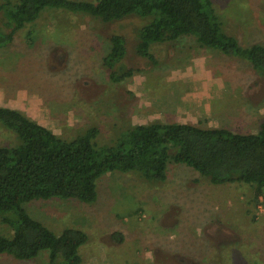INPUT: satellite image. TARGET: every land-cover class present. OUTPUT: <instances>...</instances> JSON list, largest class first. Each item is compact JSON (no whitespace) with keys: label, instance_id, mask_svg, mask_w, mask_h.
I'll return each instance as SVG.
<instances>
[{"label":"rangeland","instance_id":"1","mask_svg":"<svg viewBox=\"0 0 264 264\" xmlns=\"http://www.w3.org/2000/svg\"><path fill=\"white\" fill-rule=\"evenodd\" d=\"M212 3L227 33L243 45L264 44V0ZM136 27L134 19L103 23L44 10L0 47V106L66 139L95 126L98 144L114 143L133 124L155 121L257 131L264 119V74L198 46L193 36L152 44L156 62H149L135 51ZM114 31L127 38L122 62L132 70L116 83L102 62ZM15 142L0 124V146ZM254 187L212 184L172 162L161 183L135 172H108L97 180L92 203L54 197L24 207L57 234L65 227L84 230L81 264H264V194L256 198ZM11 233L0 222V234ZM0 264H48V253L30 260L0 254Z\"/></svg>","mask_w":264,"mask_h":264},{"label":"trees","instance_id":"2","mask_svg":"<svg viewBox=\"0 0 264 264\" xmlns=\"http://www.w3.org/2000/svg\"><path fill=\"white\" fill-rule=\"evenodd\" d=\"M46 9L80 13L103 23L137 20L135 51L155 63L152 44L193 36L198 46L248 62L264 74V44L243 45L223 27L212 0H3L0 2V47ZM103 65L116 83L132 74L123 59L127 38L114 31L107 38ZM0 124L16 142L0 146V254L18 260L48 253V264H81L79 247L88 241L79 228L55 233L33 218L24 204L34 199L75 198L92 203L97 180L108 172H135L150 183L167 177L169 163L185 164L212 184L244 182L264 194V119L254 133L191 123H136L112 144H98L90 126L72 139L63 138L24 112L0 106ZM122 237V235H120Z\"/></svg>","mask_w":264,"mask_h":264}]
</instances>
